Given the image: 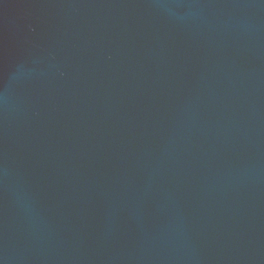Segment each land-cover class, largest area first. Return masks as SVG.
<instances>
[{
    "label": "water",
    "instance_id": "95a60500",
    "mask_svg": "<svg viewBox=\"0 0 264 264\" xmlns=\"http://www.w3.org/2000/svg\"><path fill=\"white\" fill-rule=\"evenodd\" d=\"M0 264H264V0H0Z\"/></svg>",
    "mask_w": 264,
    "mask_h": 264
}]
</instances>
